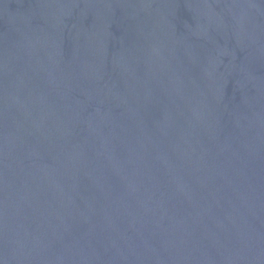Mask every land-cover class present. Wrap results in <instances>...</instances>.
Wrapping results in <instances>:
<instances>
[{
    "label": "water",
    "instance_id": "obj_1",
    "mask_svg": "<svg viewBox=\"0 0 264 264\" xmlns=\"http://www.w3.org/2000/svg\"><path fill=\"white\" fill-rule=\"evenodd\" d=\"M0 264H264V0H0Z\"/></svg>",
    "mask_w": 264,
    "mask_h": 264
}]
</instances>
